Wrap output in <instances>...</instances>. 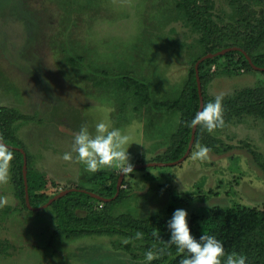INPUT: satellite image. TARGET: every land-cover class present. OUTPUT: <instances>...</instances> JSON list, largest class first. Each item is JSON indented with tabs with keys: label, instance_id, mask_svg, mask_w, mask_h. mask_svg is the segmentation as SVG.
<instances>
[{
	"label": "rangeland",
	"instance_id": "374dc122",
	"mask_svg": "<svg viewBox=\"0 0 264 264\" xmlns=\"http://www.w3.org/2000/svg\"><path fill=\"white\" fill-rule=\"evenodd\" d=\"M211 1L215 20L230 22L231 0ZM179 11L177 0H0V106L32 117L19 122L16 139L47 187L97 189L91 178L99 172L121 174L119 162L90 173L75 153L62 158L82 125L95 135L103 121L128 136L132 166L165 162L158 159L167 156L180 113L160 103L180 96L200 37ZM212 70L217 75L207 91L214 97L264 86L263 72ZM122 78L146 83L151 101L132 96ZM213 136L205 159L194 158L205 146L194 144L182 163L127 172L125 198L113 214L169 220L177 194L193 198L178 207L187 210L188 224L215 206L264 209V178L249 153L264 156V119L247 116ZM7 156L0 148V264H147L124 249L122 236L53 239L55 213L50 206L33 214L23 208Z\"/></svg>",
	"mask_w": 264,
	"mask_h": 264
},
{
	"label": "trees",
	"instance_id": "16d2710c",
	"mask_svg": "<svg viewBox=\"0 0 264 264\" xmlns=\"http://www.w3.org/2000/svg\"><path fill=\"white\" fill-rule=\"evenodd\" d=\"M231 4L234 11L231 16L232 20L221 25L215 20L214 3L211 0H177L182 18L193 31L200 34V37L197 50L191 54V68L180 96L177 99L160 103L161 107H165L171 112L180 113V122L172 135L166 158L158 160L176 161L187 151L193 128L191 121L200 107L195 65L201 57L229 47L240 48L229 50L222 55L201 62L199 76L204 106L215 100V97L207 91L208 86L217 75L212 70L213 66H218V70L228 76H234V74L246 70L264 73V70L260 69L264 68V0H231ZM247 55L251 57L253 64L250 63ZM254 65L260 68L257 69ZM122 84L132 92V96L147 103L151 101L150 90L146 83L134 78H122ZM222 114L224 125L213 132L234 122H240L247 116L264 119V86L244 87L236 90L230 96H224ZM31 118L15 108L0 106V140L13 146L22 147L26 151L30 202L33 207H40L61 190L55 189L53 186L47 187L46 179L33 170L30 153L16 139L19 122ZM213 132L208 133L198 125L194 144H202L213 149V143L217 141ZM0 148L8 155L11 154L10 162L16 188L15 196L20 199L23 208L33 214L34 210L30 209L26 202L23 153L17 149L6 148L1 143ZM249 153L258 173L264 178L263 154L252 148ZM130 174L132 172L128 175ZM118 178L119 174L99 172L98 175L91 178V181L97 184V189L87 190L105 198H113L117 192ZM125 183L126 180L123 181L122 186ZM124 198L123 189L115 199L110 201L97 199L83 191L68 193L50 205L57 221L53 239L61 234H64L68 239L87 235H117L128 239L123 247L132 253L134 258L144 259L146 253L151 251L155 258L150 264H181L185 258L184 254L178 253L175 245L168 244L170 237V232L167 229L168 220L161 215L143 219L127 213L114 215L112 212L114 205ZM192 201L193 198L190 194L172 195L168 211L174 212L176 208L189 205ZM188 225L196 238L207 233L215 235L222 241L225 249V257L222 260H226L228 254L236 252L247 257V264H264V209L250 206L205 208L202 212L194 214ZM158 229L160 230L159 238L152 235L153 230ZM137 232L143 233L142 239H135ZM140 253L141 255H139ZM147 264H149L148 261Z\"/></svg>",
	"mask_w": 264,
	"mask_h": 264
},
{
	"label": "clouds",
	"instance_id": "9594fccd",
	"mask_svg": "<svg viewBox=\"0 0 264 264\" xmlns=\"http://www.w3.org/2000/svg\"><path fill=\"white\" fill-rule=\"evenodd\" d=\"M222 96H216L213 102L203 106L196 112L191 126L199 125L208 133L224 125L222 114ZM132 144V143H131ZM129 137L123 135L118 129L108 130L103 121L95 125V135H93L87 125H82L80 130L74 134L72 150L63 154L65 161L72 160V153H75L78 161L85 165L86 171L95 173L101 166L115 167L119 162L121 172L133 171V166L129 162L128 148ZM127 145V147H125ZM209 152L208 147L200 146L195 153V159H205ZM6 159H11V154ZM186 209L177 208L167 221V229L170 232L169 245H175L180 254H184L181 264H247V257L233 252L228 254L226 260L225 249L222 241L215 235L203 233L196 238L191 233L187 220ZM154 237H160V230H153ZM143 233L137 232L135 239H142ZM154 254L146 253V260L150 262L154 259Z\"/></svg>",
	"mask_w": 264,
	"mask_h": 264
},
{
	"label": "water",
	"instance_id": "95a60500",
	"mask_svg": "<svg viewBox=\"0 0 264 264\" xmlns=\"http://www.w3.org/2000/svg\"><path fill=\"white\" fill-rule=\"evenodd\" d=\"M236 49H240V48L237 47V46H234V47H229V48H227L225 50H222L220 52H217V53H208L205 56L201 57L197 61L196 65H195V68H196V75H197L199 95H200V107H199L198 111H200L201 108L204 106L202 85H201L200 76H199V66H200L201 62H203L205 59L212 58V57H215V56H218V55H222V54H224L225 52H227L229 50H236ZM247 57H248L250 63H252L251 57L249 55H247ZM254 67L257 68V69L260 68V67H257L255 65H254ZM260 69L264 70V68H260ZM197 129H198V125L192 128V135H191V140H190L189 146L187 148L186 153L180 159H178L176 161H172V162H150V163H146V164H143V165H134L133 169H137V168H141V167H147V166L177 165V164L181 163L182 161H184L187 158V156L190 154V152L192 150L193 144H194L195 139H196ZM0 143L2 144V146L6 147V148L17 149V150H20L23 153V155H24L23 177H24L25 191H26V202H27V206L30 209L34 210V211H40V210H42L44 208H47L53 202L61 199L62 197L66 196L68 193H70L72 191H83V192L91 194L93 197H95L97 199L104 200V201H110L112 199H115L120 193V190H121V187H122V183H123V179H124V176L126 174V173H122V172L119 175L118 182H117V192H116V195L113 198H105V197H103V196H101V195H99V194H97L95 192H91V191L86 190V189H80V188L74 187V188H68V189H65V190L59 192L57 195H55L51 199H49V201L46 204H44V205H42L40 207H33L31 205L30 197H29V193H28L29 192V185H28V158H27L26 151L23 148H21V147H16V146L7 144L4 140H0Z\"/></svg>",
	"mask_w": 264,
	"mask_h": 264
}]
</instances>
